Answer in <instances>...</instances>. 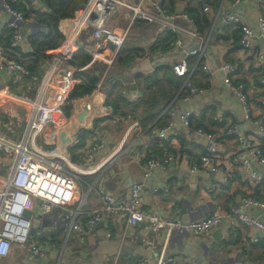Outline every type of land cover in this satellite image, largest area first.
<instances>
[{"label":"crops","instance_id":"crops-1","mask_svg":"<svg viewBox=\"0 0 264 264\" xmlns=\"http://www.w3.org/2000/svg\"><path fill=\"white\" fill-rule=\"evenodd\" d=\"M6 1L0 0L2 26L11 18L5 8ZM121 1L124 5L107 22V26L112 31H127L123 44L116 49L105 39H95L88 25L78 30L71 52L82 50L91 56L90 62L77 69L66 63V57L60 69L73 68L74 85L82 80L83 71L97 78L96 85L90 93L73 97L72 103L49 112L44 128L35 138V144L43 150L61 155L70 169L84 175L86 182L97 179L96 185L104 189L106 184L110 185L106 189L108 192L125 193L134 182L145 181L148 188L143 194V207L157 215H175L187 221L213 212H224L240 196L264 202V182H250L244 177L245 168L234 160L235 157L241 159L246 156L249 148L235 137L225 134L229 126H234L245 137L248 136L253 127L252 121L263 112L260 99L264 96V85L260 83V73L252 53L239 44V28L221 24L225 13L234 12L238 15L255 32L254 48L262 53L264 60V39L258 34L257 25L258 15H264V7L260 8L256 0H239L238 3H234V0H204L199 10L209 26L203 30L199 25L203 22L199 20L198 24L193 15L188 14V9L194 7L196 0H173L171 6L167 0H158L167 13L175 16V28H167L174 35L168 50L153 54L150 48L163 35V30H159L156 24L134 17L131 6L136 5L138 0ZM86 2L75 10L73 17L58 21V30L64 40L71 33ZM13 3L19 10L26 12L24 21L18 25V31L26 38L19 48L27 53L30 51L27 37L45 31L32 11L44 12L47 6L42 0H16ZM206 4L209 10L203 11ZM199 48L197 55L187 58L189 73L187 77H182V85L167 106L177 112L192 109L196 116L188 126L182 125L178 118H171L168 153L172 160L168 166H154L145 178L144 157L148 143L154 140L149 137L147 130L151 123L143 126L136 115L123 118L114 114L112 106L106 102L109 95L108 77L113 74L118 81H124L125 96L136 100L142 94L133 86L137 80L135 75H147L160 65L172 67L188 51ZM129 49H139L146 56L136 58L125 69L118 70L117 56L120 50ZM58 55L56 52L46 59L35 74L42 75ZM144 60L148 61L147 64H143ZM223 63L234 64L236 70L233 81L245 84L252 107L251 119L244 118L240 102L224 84L225 73L220 69ZM147 65L148 69L145 68ZM186 79L201 88V91L190 94L185 86ZM35 93V87L29 79L20 85H13L0 69V114L3 108L10 107L26 123ZM198 128L220 137L215 170L199 167L194 172L190 171L192 164L200 161L206 143V138L197 133ZM77 130H84L85 134L81 144L71 148L68 143ZM97 141L104 142L103 148L94 153L91 163H80L77 155L84 152L85 146ZM260 144L264 150V140ZM250 164L254 170L264 173V166L256 161ZM11 166L10 157L0 153V189L4 187ZM152 187H157V191H153ZM83 190L85 187L83 189L80 186L79 192L83 193ZM88 202L92 205L95 203L94 192L89 193ZM248 212L264 221V206H253ZM56 213L44 217L33 215V225L42 229L45 236L51 237L56 243V251L40 260L15 247L7 257L0 258V263L155 264L157 256L165 247L164 252L173 255L179 264H264L263 243L251 241V237L259 233L232 215H225L218 227L206 233L176 230L170 235L163 232L158 236L145 231L143 221H136L127 228L117 217H107L84 242H80L74 235H67L58 227ZM142 236L152 239L156 247L146 248L138 240ZM57 252H61L59 263Z\"/></svg>","mask_w":264,"mask_h":264},{"label":"built area","instance_id":"built-area-1","mask_svg":"<svg viewBox=\"0 0 264 264\" xmlns=\"http://www.w3.org/2000/svg\"><path fill=\"white\" fill-rule=\"evenodd\" d=\"M14 1L16 0L6 1L5 8L11 18L4 26L0 25V34L4 28L13 30L9 38L10 49L19 47L22 41L26 40L18 31V25L24 21L25 16L20 10L11 6ZM238 1L234 0V3ZM256 2L260 8L264 7V0H256ZM123 5L121 0H87L76 18L71 33L60 45L58 57L55 60L52 59L47 70L40 76L27 68L21 60L6 55L7 50L3 46L0 47V69L6 74L10 83L20 85L29 79L36 90L27 113L26 123L10 107L3 108L0 114V153L9 156L12 161L4 187L0 189V258L7 257L15 247L25 250L33 258L40 260L56 251V243L51 237L45 236L42 229L34 227L35 209L38 212L37 217L57 212L55 217L58 227H61L67 235H74L80 242H84L95 227L107 217H117L126 224L127 228L136 221H143L144 230L158 236L163 232L170 235L176 230L187 233H206L218 227L225 215H232L259 233L258 236L254 234L251 237L253 243L261 242L264 245V221L248 212V209L253 206L263 207L264 202L260 200L240 196L238 200L230 203L224 212L209 213L195 220L183 221L175 215H157L143 207V194L148 188L145 181L134 182L125 193L108 192L96 185L97 179L94 182H86L84 175L70 169L58 153L43 150L35 144V138L44 128L48 113L62 109L67 103L73 102L69 95L74 86V70L71 67L62 69L60 67L71 52L76 33L83 25H88L92 28V36L95 39H105L116 49L120 48L127 31H112L107 26V22ZM131 7L135 18L156 24L159 30L167 28L174 30L173 17L175 16L167 13L160 1L138 0V3ZM208 10L209 6L204 5L203 11ZM183 16L186 17V15ZM221 24L239 28V44L248 53H252L260 73V83L264 85V60L262 53L254 48L253 29L234 12L225 13ZM257 25L258 34L264 39V15L261 13L258 15ZM199 51L200 48L192 49L174 63L172 65L174 73L187 77L189 73L187 58L197 55ZM203 69L206 70V67L204 66ZM220 69L225 73L224 84L235 94L241 104L244 118L251 119L252 107L246 86L242 82L233 81L235 65L223 63ZM185 86L190 94L201 91V88L189 79H186ZM260 105L263 112L252 121L253 127L249 130L247 137L234 126H229L225 130L226 135L235 137L249 148L246 156L241 159L235 157L234 160L245 168L244 177L256 184L264 182V173L251 168L250 163L256 161L264 166V150L260 144L264 140V96L260 99ZM165 111L170 119L164 125L147 127L149 137L160 141L163 150L161 156H152L146 160L145 178L154 166L162 164L168 166L172 160L168 153L171 118H178L182 125L188 126L191 119L196 116L192 109L177 112L166 107ZM197 133L206 138V143L200 161L193 163L190 171L194 172L199 167H210L215 170L220 137L202 128H198ZM84 134V130H77L70 138L69 147L74 148L80 145ZM103 146L102 141L90 143L87 147L85 146L83 153L77 155V160L82 164L91 163L94 153ZM80 186L83 189L85 187L83 193L79 192ZM152 190L157 191V187H152ZM90 192L95 193L93 205L88 202ZM25 211H30V215L26 216ZM138 240L148 249L156 247L152 239L142 236L138 237ZM164 250L165 247L157 256L155 264H179L173 255L166 254ZM57 254L59 263L61 252Z\"/></svg>","mask_w":264,"mask_h":264},{"label":"trees","instance_id":"trees-1","mask_svg":"<svg viewBox=\"0 0 264 264\" xmlns=\"http://www.w3.org/2000/svg\"><path fill=\"white\" fill-rule=\"evenodd\" d=\"M42 1L46 4L47 10L44 12L32 11V13L38 23L45 27V31H40L27 37L30 51L24 53L19 47L9 48V38L13 34L12 29L4 28L2 34H0V42L7 50L6 54L21 60L32 72H37L46 59L58 52L64 40V36L58 30V21L61 18L73 17L75 10L86 2V0ZM172 1L167 0L169 6H171ZM215 1L220 2V0ZM203 2L204 0H196L194 7L188 9V14H192L197 23L201 20L203 24H198L201 29L205 30L209 26V22L204 18V15H200L199 8L201 7L199 5ZM11 6L18 9L14 3H11ZM22 13L24 16L26 15V12L23 11ZM162 33L163 35L150 48V52L153 54L166 52L174 38L173 33L168 29H164ZM145 56V53L139 52V49L120 50L117 56V69L123 70L134 59ZM90 59L91 56L82 50H75L68 54L66 63L79 69L88 64ZM81 76L82 80L73 86L69 95L70 98L90 93L94 89L97 78L84 71L81 72ZM134 78L137 80L133 86L140 91L142 96L136 100H130L125 96L126 85H124V81H118L117 77L111 74L107 80L109 89L107 104L112 106L114 114L121 115L123 118L136 115L143 126L149 123H151V127L164 125L169 119L165 108L170 105L169 102L182 85V77L177 76L172 71V67L160 65L147 75L139 74L135 75ZM161 155L162 147L160 141L154 139L148 143L144 161L152 156L159 157Z\"/></svg>","mask_w":264,"mask_h":264},{"label":"water","instance_id":"water-1","mask_svg":"<svg viewBox=\"0 0 264 264\" xmlns=\"http://www.w3.org/2000/svg\"><path fill=\"white\" fill-rule=\"evenodd\" d=\"M147 62H148L147 60H144L143 61V64H147ZM145 68L148 69L149 68V65H147ZM25 215L26 216H29L30 215V211H25Z\"/></svg>","mask_w":264,"mask_h":264},{"label":"rangeland","instance_id":"rangeland-1","mask_svg":"<svg viewBox=\"0 0 264 264\" xmlns=\"http://www.w3.org/2000/svg\"><path fill=\"white\" fill-rule=\"evenodd\" d=\"M98 186H99V185H98ZM105 188L108 190V189L110 188V185L106 184V185H105ZM106 189H105V190H106ZM37 213H38V212H37V209H35L34 212H33V214H34V215H37ZM34 227H37V226L34 225Z\"/></svg>","mask_w":264,"mask_h":264}]
</instances>
